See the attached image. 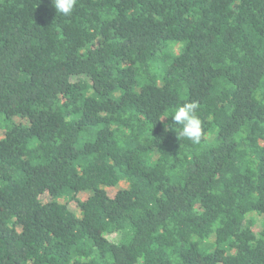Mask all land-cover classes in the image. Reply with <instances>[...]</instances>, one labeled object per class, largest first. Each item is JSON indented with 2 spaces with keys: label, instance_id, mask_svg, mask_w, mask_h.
<instances>
[{
  "label": "trees",
  "instance_id": "trees-1",
  "mask_svg": "<svg viewBox=\"0 0 264 264\" xmlns=\"http://www.w3.org/2000/svg\"><path fill=\"white\" fill-rule=\"evenodd\" d=\"M0 130V264H264V0H0Z\"/></svg>",
  "mask_w": 264,
  "mask_h": 264
},
{
  "label": "clouds",
  "instance_id": "clouds-1",
  "mask_svg": "<svg viewBox=\"0 0 264 264\" xmlns=\"http://www.w3.org/2000/svg\"><path fill=\"white\" fill-rule=\"evenodd\" d=\"M51 2L56 13L67 17L72 14L77 0H51ZM198 108L197 101L185 102L177 107L172 115L173 123L181 126L179 136L186 138L193 144H199L203 136L202 121L197 114ZM165 130H168L167 126Z\"/></svg>",
  "mask_w": 264,
  "mask_h": 264
},
{
  "label": "rangeland",
  "instance_id": "rangeland-1",
  "mask_svg": "<svg viewBox=\"0 0 264 264\" xmlns=\"http://www.w3.org/2000/svg\"><path fill=\"white\" fill-rule=\"evenodd\" d=\"M1 130H0V135H1ZM125 183L124 182H121L120 184H118L117 186H113V187H107L106 190H107V193L109 195H113L118 189L122 188V187H125ZM89 194V192H80L77 194V196L80 198V199H84L85 197H87ZM43 199H49V195H44L43 196ZM67 205L69 207L70 210L78 213V207L76 206V204L73 202V201H68L67 202ZM257 225H259V223H257ZM108 239L109 240H112V241H115L117 242L118 239H119V234H114V235H111V236H108Z\"/></svg>",
  "mask_w": 264,
  "mask_h": 264
}]
</instances>
